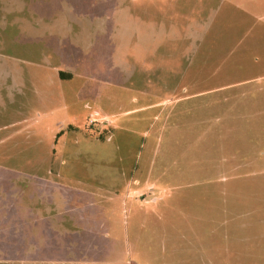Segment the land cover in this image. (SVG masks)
Masks as SVG:
<instances>
[{"label":"rangeland","instance_id":"rangeland-1","mask_svg":"<svg viewBox=\"0 0 264 264\" xmlns=\"http://www.w3.org/2000/svg\"><path fill=\"white\" fill-rule=\"evenodd\" d=\"M241 12L264 0H0V264H196L213 177H182L206 120L180 74Z\"/></svg>","mask_w":264,"mask_h":264},{"label":"crops","instance_id":"crops-1","mask_svg":"<svg viewBox=\"0 0 264 264\" xmlns=\"http://www.w3.org/2000/svg\"><path fill=\"white\" fill-rule=\"evenodd\" d=\"M241 13L245 22L260 23L225 30L228 42L218 37L198 43L196 55L180 74L181 102L195 99L193 107L206 120L201 136L193 141L198 152L191 156H185L186 149L190 153L188 131L182 177H213L212 187L204 186L208 219H200L199 209L198 220H182L196 264H221V257L228 264H244L247 256H254V264L264 261V23L257 19L264 16ZM153 26L164 31L156 21ZM49 71L57 83L74 76L62 67ZM49 181L48 173H42L41 184ZM139 192L133 191L135 196ZM185 205L190 209L189 198Z\"/></svg>","mask_w":264,"mask_h":264},{"label":"trees","instance_id":"trees-1","mask_svg":"<svg viewBox=\"0 0 264 264\" xmlns=\"http://www.w3.org/2000/svg\"><path fill=\"white\" fill-rule=\"evenodd\" d=\"M59 76H60V78H61V77H63V74H62V73H59Z\"/></svg>","mask_w":264,"mask_h":264}]
</instances>
